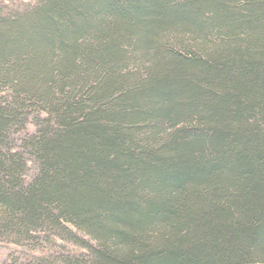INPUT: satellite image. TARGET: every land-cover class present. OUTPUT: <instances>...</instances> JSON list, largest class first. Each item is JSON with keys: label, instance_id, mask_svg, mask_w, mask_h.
Masks as SVG:
<instances>
[{"label": "trees", "instance_id": "obj_1", "mask_svg": "<svg viewBox=\"0 0 264 264\" xmlns=\"http://www.w3.org/2000/svg\"><path fill=\"white\" fill-rule=\"evenodd\" d=\"M3 9L0 238L82 249L7 264H264V0Z\"/></svg>", "mask_w": 264, "mask_h": 264}, {"label": "rangeland", "instance_id": "obj_2", "mask_svg": "<svg viewBox=\"0 0 264 264\" xmlns=\"http://www.w3.org/2000/svg\"><path fill=\"white\" fill-rule=\"evenodd\" d=\"M38 0H0V5L4 6V14H9L11 11H22L27 6H33ZM27 132L32 133L33 127L29 125ZM27 136L24 133L14 135V147L24 155L27 162V169L24 175L25 181H30L36 173V168L33 164V156L25 151L24 139ZM52 238V237H51ZM82 252L79 247L68 242L43 238L31 241H21L15 243L14 238H0V264H7L11 260L26 261L33 256H57L59 254H78Z\"/></svg>", "mask_w": 264, "mask_h": 264}]
</instances>
